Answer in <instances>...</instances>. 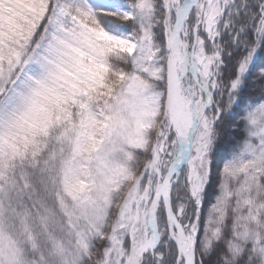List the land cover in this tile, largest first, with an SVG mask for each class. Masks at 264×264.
<instances>
[{
	"label": "snow or ice",
	"instance_id": "6c2138e0",
	"mask_svg": "<svg viewBox=\"0 0 264 264\" xmlns=\"http://www.w3.org/2000/svg\"><path fill=\"white\" fill-rule=\"evenodd\" d=\"M0 264H264V0H0Z\"/></svg>",
	"mask_w": 264,
	"mask_h": 264
}]
</instances>
